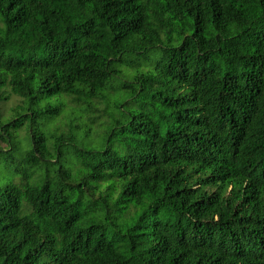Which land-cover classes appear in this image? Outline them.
<instances>
[{
    "label": "trees",
    "instance_id": "16d2710c",
    "mask_svg": "<svg viewBox=\"0 0 264 264\" xmlns=\"http://www.w3.org/2000/svg\"><path fill=\"white\" fill-rule=\"evenodd\" d=\"M0 264H264V0H0Z\"/></svg>",
    "mask_w": 264,
    "mask_h": 264
}]
</instances>
